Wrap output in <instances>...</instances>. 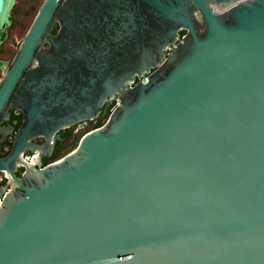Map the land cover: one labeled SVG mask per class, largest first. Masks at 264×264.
<instances>
[{
  "label": "water",
  "instance_id": "obj_1",
  "mask_svg": "<svg viewBox=\"0 0 264 264\" xmlns=\"http://www.w3.org/2000/svg\"><path fill=\"white\" fill-rule=\"evenodd\" d=\"M0 68V132L24 113L0 159V264H264V0H43ZM114 100L15 175L33 137Z\"/></svg>",
  "mask_w": 264,
  "mask_h": 264
},
{
  "label": "flooded vegetation",
  "instance_id": "obj_2",
  "mask_svg": "<svg viewBox=\"0 0 264 264\" xmlns=\"http://www.w3.org/2000/svg\"><path fill=\"white\" fill-rule=\"evenodd\" d=\"M4 61L6 60L4 59ZM10 61L6 62L10 63ZM5 72L6 70L4 68V75ZM113 104H115V100L113 101ZM112 105H109L107 111L105 113L101 112L96 118L82 120L66 128H62L49 139L44 135L33 137L31 142L38 146H42V149H24L21 159L16 165L14 171L15 175L19 178L24 176L27 170L25 164L32 163L40 168L62 158L66 153L73 149V142L83 129L90 125L93 126L94 129L104 123L109 112L113 108H110ZM23 115L24 113L20 109H10L9 117L2 121L1 126L10 130L5 133L0 132V159H4L12 150L15 135L18 133L19 127L23 122ZM11 182L12 177L9 172L4 168L0 169V193L2 194V197L10 189Z\"/></svg>",
  "mask_w": 264,
  "mask_h": 264
},
{
  "label": "rangeland",
  "instance_id": "obj_3",
  "mask_svg": "<svg viewBox=\"0 0 264 264\" xmlns=\"http://www.w3.org/2000/svg\"><path fill=\"white\" fill-rule=\"evenodd\" d=\"M42 1L16 0L11 12V21L7 27L6 38L0 46L1 59L10 61L13 58ZM3 75L4 69L0 68V79ZM91 129H93V126L90 125L80 132L73 142V148L78 145L81 136Z\"/></svg>",
  "mask_w": 264,
  "mask_h": 264
},
{
  "label": "trees",
  "instance_id": "obj_4",
  "mask_svg": "<svg viewBox=\"0 0 264 264\" xmlns=\"http://www.w3.org/2000/svg\"><path fill=\"white\" fill-rule=\"evenodd\" d=\"M57 27L54 28V31H56ZM115 104H113L110 108H112Z\"/></svg>",
  "mask_w": 264,
  "mask_h": 264
}]
</instances>
